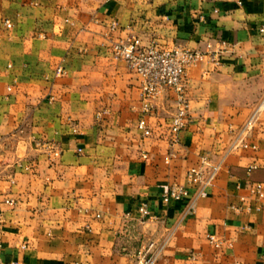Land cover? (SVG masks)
<instances>
[{
    "label": "crops",
    "instance_id": "crops-1",
    "mask_svg": "<svg viewBox=\"0 0 264 264\" xmlns=\"http://www.w3.org/2000/svg\"><path fill=\"white\" fill-rule=\"evenodd\" d=\"M262 28L264 0H0V264H136L149 243L162 245L155 264H264V200L247 190L264 183ZM130 33L144 45L230 44L219 66L188 68L191 122L175 143L172 90L144 116L151 134L137 129L139 78L110 50ZM203 155L221 165L199 195L185 173ZM174 183L189 196L165 204ZM240 196L260 209L234 211ZM140 203L153 218H139Z\"/></svg>",
    "mask_w": 264,
    "mask_h": 264
},
{
    "label": "built area",
    "instance_id": "built-area-1",
    "mask_svg": "<svg viewBox=\"0 0 264 264\" xmlns=\"http://www.w3.org/2000/svg\"><path fill=\"white\" fill-rule=\"evenodd\" d=\"M7 29L12 27L9 21L4 22ZM111 31L121 28L113 21L109 26ZM131 30V25L124 27ZM261 30H264L262 28ZM40 36L41 33L39 32ZM230 44L225 41H219L216 44L207 43L203 51L190 49L180 44H173L169 47L160 46L151 42L144 45L140 36L130 33L126 38L111 42L110 50L113 58L122 60L127 67L134 72L140 81V95L142 100L143 116L137 122V129L143 137L151 134L149 125L144 116L151 113L154 108V102L164 90H172L175 93V109L169 120V132L172 143L177 141V134L188 128L190 125V102L186 93L187 87V70L189 67L208 60L213 66L221 64L222 57ZM67 74L63 67H57L54 70L55 77H62ZM10 90V88H8ZM254 117L251 116L240 129V135L247 133L253 126ZM238 141V139L236 140ZM45 149L49 159H55L60 156V149L52 142L38 143ZM242 147L246 144L240 142ZM255 149V146H252ZM2 157L0 155V166ZM221 161L211 162L208 156H201L200 163L196 166L189 167L185 176L189 186L197 187L199 195H203V189L210 186L217 177L220 170ZM255 166L247 168L249 173ZM250 196L256 201L264 200V183H252L247 188ZM189 196L188 188L179 184H170L164 188L161 193V201L168 204L172 201L185 200ZM241 205L233 206L234 211L250 212L252 209L259 210V205L253 207L246 202V198L240 196ZM7 204H13L12 200H6ZM137 213L141 220L153 218L146 203H140L137 207ZM128 215V214H127ZM207 241L215 249H221L223 246L230 247L231 243L219 238L215 234H208ZM162 245L149 243L146 247L141 248L136 254V264H155ZM1 252V245H0ZM9 264H20L14 260Z\"/></svg>",
    "mask_w": 264,
    "mask_h": 264
}]
</instances>
